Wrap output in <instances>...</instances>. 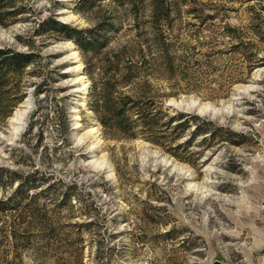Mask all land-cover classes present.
<instances>
[{
	"label": "rangeland",
	"instance_id": "1",
	"mask_svg": "<svg viewBox=\"0 0 264 264\" xmlns=\"http://www.w3.org/2000/svg\"><path fill=\"white\" fill-rule=\"evenodd\" d=\"M164 1L173 75L133 47L149 54L153 0H18L4 15L0 48L33 62L0 89V208L22 181L42 194L37 219L28 195L0 209V264H264V0ZM52 20L106 44L83 53ZM130 60L140 81L120 90L154 95L161 122L184 112L172 141L110 136L93 110Z\"/></svg>",
	"mask_w": 264,
	"mask_h": 264
},
{
	"label": "trees",
	"instance_id": "2",
	"mask_svg": "<svg viewBox=\"0 0 264 264\" xmlns=\"http://www.w3.org/2000/svg\"><path fill=\"white\" fill-rule=\"evenodd\" d=\"M17 1L18 0H0V22H3L4 15H16L23 12L10 9L15 6ZM152 13V26L156 29H153L151 36L144 42L147 44L149 54L141 48L143 40H137V43H134L133 47H137V53H140L139 55L140 58L142 57V62L144 61L157 70L163 69L167 74L173 75V58L163 29L164 23H169V6L166 5L164 0H153ZM47 29L62 33L65 39L74 40L83 53L98 51L106 44V41L102 39L98 32L79 30L75 27H71L67 23L57 20H52ZM142 51H145L144 54ZM119 58L118 56V60ZM32 62V52H12L11 50L0 48V89L8 82L6 79L7 75L24 71ZM140 62L130 60L129 65L127 62L125 66L126 69H124V71H126L120 78L112 74L110 77L101 79L100 86H97L95 82V99L92 108L98 114V118L103 127L106 130L112 131L110 136L115 137L123 135L128 138H136L140 135L138 132L139 129L145 126L148 133H150L145 137L146 139L152 142H159L160 137H167L168 139L170 138V142L174 137L176 138V136L173 138L170 136L177 133L179 129L185 125L184 122L187 121L184 112L177 111L174 115L169 116L167 121L161 122L167 114L161 110L163 104L160 100L156 99L154 95L147 96V94L143 95L140 93L132 95L124 90H120V86L128 87L133 81H140V72L138 70ZM114 63L115 62L110 61V66L113 67V65H115ZM144 84H146L145 86H150L147 80H144ZM157 107H159L158 111L155 110ZM59 114V121L65 128L67 126V118L63 109ZM174 122H177L176 126L172 127ZM169 128L173 130L170 133H166ZM197 128H199V126H196V133L201 131V129ZM158 134L161 136H157ZM29 191V183H26V181L20 182L14 194L2 201L3 205L0 209H9L11 211L19 210L21 209L22 199L26 198L28 195L30 200L26 207L31 217L37 219V214L41 212V209L38 204H36V201H38L39 194L42 193L35 192L31 194ZM39 220L41 221V218ZM11 231L16 234L17 228L13 227Z\"/></svg>",
	"mask_w": 264,
	"mask_h": 264
},
{
	"label": "water",
	"instance_id": "3",
	"mask_svg": "<svg viewBox=\"0 0 264 264\" xmlns=\"http://www.w3.org/2000/svg\"><path fill=\"white\" fill-rule=\"evenodd\" d=\"M211 264H227V263L223 260L215 259Z\"/></svg>",
	"mask_w": 264,
	"mask_h": 264
}]
</instances>
